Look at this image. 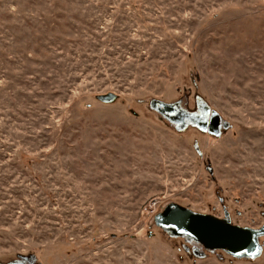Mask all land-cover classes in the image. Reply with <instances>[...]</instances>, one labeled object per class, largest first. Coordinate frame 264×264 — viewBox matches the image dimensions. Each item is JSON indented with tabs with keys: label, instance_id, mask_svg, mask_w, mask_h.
<instances>
[{
	"label": "rangeland",
	"instance_id": "obj_1",
	"mask_svg": "<svg viewBox=\"0 0 264 264\" xmlns=\"http://www.w3.org/2000/svg\"><path fill=\"white\" fill-rule=\"evenodd\" d=\"M171 203L264 226V0H0V261L264 264L187 253Z\"/></svg>",
	"mask_w": 264,
	"mask_h": 264
},
{
	"label": "water",
	"instance_id": "obj_2",
	"mask_svg": "<svg viewBox=\"0 0 264 264\" xmlns=\"http://www.w3.org/2000/svg\"><path fill=\"white\" fill-rule=\"evenodd\" d=\"M116 97V94L101 95L98 101L112 104ZM152 107L162 114H171L170 109L173 108L159 101L154 102ZM224 126L229 127L226 124ZM154 224L168 237L181 238L187 243L194 241L210 253L221 251L231 258L247 261L257 260L263 255L264 244L261 238L264 237V226L254 229L233 225L228 213L224 218H216L171 203L155 216ZM193 255L200 259L207 256L199 250H194Z\"/></svg>",
	"mask_w": 264,
	"mask_h": 264
},
{
	"label": "flooded vegetation",
	"instance_id": "obj_3",
	"mask_svg": "<svg viewBox=\"0 0 264 264\" xmlns=\"http://www.w3.org/2000/svg\"><path fill=\"white\" fill-rule=\"evenodd\" d=\"M171 106L173 107L170 109L171 114H163V115L167 116L170 119V121H172L173 123H176L181 130L186 129L187 122H192L198 126H201L204 131H210L213 132L214 134L219 133L222 126L225 127L222 124L221 117L219 118L216 112H211V110L206 106L200 107V111L202 112L203 115L205 114L206 120H204V118L201 115L198 117L191 116L187 113L185 114L184 112H182L178 106L176 105H171ZM158 107L160 108L161 106L158 105ZM226 213L229 214L231 219V214L228 211H225L224 217L226 216ZM179 239L183 240L181 238ZM261 239L264 240V237H262ZM184 249L189 254L190 253L193 254L194 250H199L201 254L210 253L209 251L205 250L204 248H202L201 245L197 244L194 241L191 243L186 242V246L184 247ZM0 264H40V263L38 262V260H36L34 256L29 257L27 255H19L15 259L7 260L5 262L0 261Z\"/></svg>",
	"mask_w": 264,
	"mask_h": 264
}]
</instances>
